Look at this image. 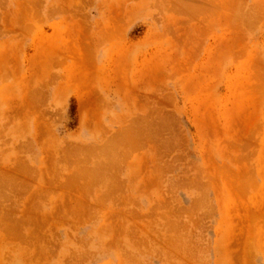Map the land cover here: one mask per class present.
Here are the masks:
<instances>
[{
	"label": "rangeland",
	"instance_id": "374dc122",
	"mask_svg": "<svg viewBox=\"0 0 264 264\" xmlns=\"http://www.w3.org/2000/svg\"><path fill=\"white\" fill-rule=\"evenodd\" d=\"M0 264H264V0H0Z\"/></svg>",
	"mask_w": 264,
	"mask_h": 264
},
{
	"label": "bare ground",
	"instance_id": "6f19581e",
	"mask_svg": "<svg viewBox=\"0 0 264 264\" xmlns=\"http://www.w3.org/2000/svg\"><path fill=\"white\" fill-rule=\"evenodd\" d=\"M158 126V125H157ZM156 126V127H157ZM135 129V128H134ZM142 130V129H141ZM144 130V129H143ZM155 130V129H154ZM168 132V131H167ZM142 133V132H141ZM137 135V134H136ZM138 137V136H137ZM159 137V136H158ZM119 138V137H118ZM155 138V137H154ZM177 138V137H176ZM115 140H116V138H115ZM127 144V143H126ZM177 144V143H176ZM112 145V144H111ZM119 146H121L122 147V145H119ZM114 147H116V144H115V146ZM113 150V149H112ZM112 150H111V153H112ZM118 150V149H117ZM126 150V149H125ZM86 151V150H85ZM106 151H107V149H106ZM110 151V150H109ZM122 151V150H121ZM123 152V151H122ZM122 152H120L121 154H123ZM95 153V152H94ZM115 153H117V152H115ZM120 154V155H121ZM89 157V156H88ZM82 158V157H81ZM105 159V158H104ZM110 159V158H109ZM107 161V160H106ZM110 161V160H109ZM112 162V161H111ZM11 187V186H10ZM186 229V228H185ZM183 230V229H182Z\"/></svg>",
	"mask_w": 264,
	"mask_h": 264
}]
</instances>
